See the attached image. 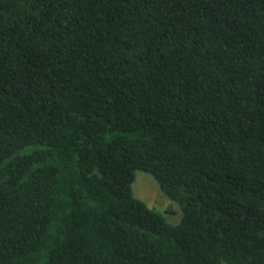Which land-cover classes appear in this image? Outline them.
Returning a JSON list of instances; mask_svg holds the SVG:
<instances>
[{
    "label": "trees",
    "instance_id": "obj_1",
    "mask_svg": "<svg viewBox=\"0 0 264 264\" xmlns=\"http://www.w3.org/2000/svg\"><path fill=\"white\" fill-rule=\"evenodd\" d=\"M222 262L264 264V0H0V264Z\"/></svg>",
    "mask_w": 264,
    "mask_h": 264
},
{
    "label": "rangeland",
    "instance_id": "obj_2",
    "mask_svg": "<svg viewBox=\"0 0 264 264\" xmlns=\"http://www.w3.org/2000/svg\"><path fill=\"white\" fill-rule=\"evenodd\" d=\"M132 194L148 207L162 214L169 223H177L181 217L179 204L168 198L151 174L136 170L131 183ZM221 264H229L222 262Z\"/></svg>",
    "mask_w": 264,
    "mask_h": 264
}]
</instances>
